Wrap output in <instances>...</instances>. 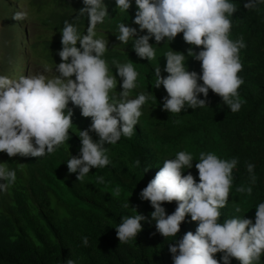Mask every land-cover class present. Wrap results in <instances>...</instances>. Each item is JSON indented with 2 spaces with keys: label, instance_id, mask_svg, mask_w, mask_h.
Segmentation results:
<instances>
[{
  "label": "clouds",
  "instance_id": "obj_1",
  "mask_svg": "<svg viewBox=\"0 0 264 264\" xmlns=\"http://www.w3.org/2000/svg\"><path fill=\"white\" fill-rule=\"evenodd\" d=\"M8 1L14 3V0ZM82 1L84 7L76 18L86 15L85 21L79 24L83 35L67 20L61 30L54 28V42L60 46L54 47V61L49 63L57 66L55 77L30 75L29 59L23 74L5 70L11 63L1 59L5 41L0 36V181L4 182L0 183V191L7 192L17 179L16 170L5 166L8 156L41 157L53 153L69 140L73 124L69 102L79 107L84 117L92 118L90 128L78 133L80 154L67 160L69 172L78 173L77 179L83 182L91 169H102L110 164L105 144L115 145L122 136H133L142 116L141 109L150 99L144 93L129 98L137 86L139 73L132 63L113 59L111 63L122 78L123 89L116 94L117 75L110 74L109 63L103 58L108 41L97 38L96 31L101 32V25L95 31L97 24H103L109 16L111 0ZM260 3L264 0H245L244 7L256 9ZM135 4L137 8L131 7V0H116V7L120 12L129 11L131 20L120 22L117 30L109 34L116 35L123 44L131 40L134 51L145 63L155 59L157 44L165 38L177 40L178 34L183 35L186 43L202 46L198 53L194 48L187 51V57L201 62L202 75L188 70L182 49L164 51L162 62L154 70L153 85L156 88L163 85L168 94L163 108L180 113L187 107H204L208 105L206 98L211 89L231 112H238L245 103L239 93L244 83L239 75L243 70L240 51L247 47L243 36L236 40L230 38V17L239 11L238 6L230 0H135ZM57 5L62 12L60 23L72 11L62 0H58ZM14 9L19 11L0 31L14 39L15 30L24 29V41L31 43L29 35L35 27V42L38 26L42 24L31 18L25 9ZM4 53L8 54V49ZM161 67H165L166 77ZM201 93L205 99L199 98ZM90 132H95L99 139L94 140ZM193 160V155L186 151L164 160L163 167L140 192L141 199L150 201L153 206L151 221H155L156 230L165 238L177 236L188 214L192 221L198 222L195 232L188 231L176 243L169 244L174 264H221V260L215 258L216 253H223V264H231L232 258L241 264H264V202L256 206L254 223L244 216H230L220 222V209L226 207L233 189V170L239 163L238 158L221 159L214 152H201L195 164L199 182L191 172L183 174L184 169L193 167ZM254 168V164L246 162L250 184L235 187L236 193L252 195L251 185L256 182ZM97 183H104V177H97ZM112 194L119 196L120 188H115ZM173 201L178 206L168 214L163 203ZM129 206V202L122 205L123 208ZM235 210L239 212L240 208ZM145 220L148 217L140 213L122 216L121 223L115 225L120 243L137 239L143 230L141 222ZM83 244L88 245L86 236ZM67 264L74 261L69 259Z\"/></svg>",
  "mask_w": 264,
  "mask_h": 264
},
{
  "label": "trees",
  "instance_id": "obj_2",
  "mask_svg": "<svg viewBox=\"0 0 264 264\" xmlns=\"http://www.w3.org/2000/svg\"><path fill=\"white\" fill-rule=\"evenodd\" d=\"M62 1L72 13L56 24V28L61 26V30L67 20L81 33L79 24L85 21L86 15L76 17L84 7L83 1ZM131 2V7L137 8L135 0ZM230 2L239 8L230 17V38L236 40L243 36L247 45L240 51L243 70L239 75L244 83L239 93L245 103L238 112H231L211 89L206 98L208 105L204 107H187L180 113L165 110L164 97L168 94L163 85L153 86L154 70L162 62L164 51L182 49L188 70L202 75L201 62L187 57L189 48L198 53L202 46L194 47L178 34V41L165 38L157 44L155 59L145 63L134 51L131 40L123 44L116 35L109 34L117 30L120 22L131 20L129 11L120 12L116 3L109 5V16L96 35L108 41L103 58L109 63L110 74L117 75L116 94L123 89L122 78L111 63L113 59L132 63L139 73L137 86L129 98L144 93L150 99L141 109L142 116L133 136H122L115 145L105 144L110 164L91 169L83 182L77 179L78 173L69 172L67 160L80 154L78 133L90 128L92 118L84 117L81 109L71 102L73 124L68 141L41 157L8 156L5 166L16 170L17 179L7 192L0 191V264H67L69 259L74 264H174L169 244L176 243L188 231L195 232L198 222L192 221L188 214L177 236L165 238L156 230L155 221H151L153 206L141 199L140 192L163 167L164 160L175 158L180 151L193 155V167L184 169L183 174L191 172L197 182L199 174L195 164L201 152H214L221 159L238 158L239 163L233 170V189L226 207L220 209V222L230 216H244L255 222L256 206L264 202V3L256 9H246L245 0ZM41 24L48 23L41 21ZM59 61L62 62L60 56ZM164 68L161 67V73L166 77ZM199 98L205 99L202 93ZM90 134L94 140L99 139L95 132ZM246 162L255 165L256 182L251 185V196L235 192V187L250 184ZM99 176L104 177V183H97ZM117 187L120 194L114 196L112 193ZM128 202L130 206L123 208ZM163 206L172 214L178 205L173 201L164 202ZM237 207L239 212L235 210ZM138 212L148 217L141 222L143 230L137 239L120 243L115 225L121 223L122 216ZM85 236L87 246L83 244ZM222 256L223 253L215 254L221 264ZM231 264L241 262L232 258Z\"/></svg>",
  "mask_w": 264,
  "mask_h": 264
},
{
  "label": "rangeland",
  "instance_id": "obj_3",
  "mask_svg": "<svg viewBox=\"0 0 264 264\" xmlns=\"http://www.w3.org/2000/svg\"><path fill=\"white\" fill-rule=\"evenodd\" d=\"M58 0H14L12 4L8 0H0V28L4 27L9 21H12L15 17V13L19 10L14 8L25 9L27 14L33 17L35 21L41 23L46 21L48 24L38 26V37L35 42V27H33L29 38L31 43H28L26 39L24 41L25 30L20 28L15 30L14 39L8 38L6 33L0 31V36L5 41V46L1 49V59H8L11 63L10 66L5 67V70L15 74L16 71L22 74L26 72L27 60L31 66L30 75L44 74L49 78L58 75L57 66L50 65V62L54 61L53 49L55 46L60 45L54 42L56 32L54 28L60 18H62V12L58 9ZM116 3V0H111L110 4ZM2 24V25H1ZM101 24H97V27ZM61 26L58 30H60ZM41 32V33H40ZM87 33V29L84 30ZM41 36V37H39ZM1 39V38H0ZM11 41V46H10ZM8 49V54L4 53V50ZM30 55H34L33 57ZM17 69V70H16Z\"/></svg>",
  "mask_w": 264,
  "mask_h": 264
}]
</instances>
